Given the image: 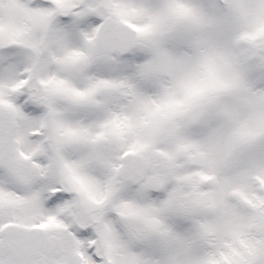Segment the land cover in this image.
<instances>
[{
	"label": "snow or ice",
	"instance_id": "1",
	"mask_svg": "<svg viewBox=\"0 0 264 264\" xmlns=\"http://www.w3.org/2000/svg\"><path fill=\"white\" fill-rule=\"evenodd\" d=\"M0 264H264V0H0Z\"/></svg>",
	"mask_w": 264,
	"mask_h": 264
}]
</instances>
